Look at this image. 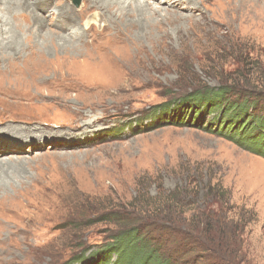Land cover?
Here are the masks:
<instances>
[{"label":"rangeland","instance_id":"1","mask_svg":"<svg viewBox=\"0 0 264 264\" xmlns=\"http://www.w3.org/2000/svg\"><path fill=\"white\" fill-rule=\"evenodd\" d=\"M35 1L15 11L18 20L4 19L17 35L13 50L0 17V150L17 151L0 153L7 161L0 164V264H95L112 229L87 227L86 208L128 204L140 193L160 200L189 181L227 191L220 196L230 219L245 224L237 264H264V159L149 116L199 86L264 94V0H180L181 8L128 0L123 13L111 7L106 17L93 6L81 10L83 0H56L48 15ZM65 5L75 14L63 16L81 23L61 35L97 19L75 43L79 50L60 48L61 36L54 47L33 35L37 18L52 35L62 18L54 13ZM6 7L0 0V16ZM202 187L197 207L210 202Z\"/></svg>","mask_w":264,"mask_h":264},{"label":"trees","instance_id":"2","mask_svg":"<svg viewBox=\"0 0 264 264\" xmlns=\"http://www.w3.org/2000/svg\"><path fill=\"white\" fill-rule=\"evenodd\" d=\"M161 121L219 135L264 159V94L225 85L199 86L152 109ZM203 184V183H202ZM204 185V184H203ZM201 185L200 187H202ZM198 183L163 191L160 200L145 193L128 204L86 208L87 227L104 225L106 246L94 252L95 264H237L242 262L244 226L233 223L219 186L207 183L210 202L197 207ZM226 198V199H225ZM214 205L218 207L216 210ZM189 212H193L189 216ZM91 218L93 221L91 222ZM85 228V227H84Z\"/></svg>","mask_w":264,"mask_h":264},{"label":"bare ground","instance_id":"3","mask_svg":"<svg viewBox=\"0 0 264 264\" xmlns=\"http://www.w3.org/2000/svg\"><path fill=\"white\" fill-rule=\"evenodd\" d=\"M36 1H38L39 3L38 4H35L36 5V11H40V12H42V14H46V15H48L49 13H51V7H50V5H52L53 3L55 4L56 3V0H52V2H51V0H36ZM35 1V2H36ZM59 1V0H58ZM62 0H60V2H61ZM65 1V0H64ZM87 1H90V0H86V2ZM127 1L128 0H92V3L94 4V5H90V4H87V3H85V0H83V5H82V7H81V10H83V8H85V9H88L89 7L90 8H96V10H99V11H101V12H103L102 13V15H104L105 17H106V13L107 12H110L109 11V9H111V7H113V8H119L120 9V12L121 13H123V11L125 10V8H126V6H128V5H130V4H132V2L134 1H132L131 3H129L128 5H126L127 4ZM168 1H169V3H168ZM71 2V1H70ZM165 2L166 3H168V6H175V8H177V7H182V3L180 2V0L179 1H177V0H165ZM5 3V2H4ZM13 3H15V6H11V4L12 5H14ZM37 3V2H36ZM146 3H148L147 1H146ZM33 4V3H32ZM133 4H136L135 6H140V3H139V1H137V0H135L134 1V3ZM4 6V5H3ZM48 6V7H47ZM93 6V7H92ZM28 8L29 7V2H28V0H7V7H6V9H5V14H3V13H1V14H3L2 16H0L1 17V19L3 18V24H4V27H5V30L6 31H10L11 33V38H10V41L11 42H9L8 44H7V47L9 48V49H11V50H13L14 48H15V46H18L17 45V35L14 33V32H12L11 31V29H8V25L6 24V18H7V16L8 15H11L12 17H13V19L14 20H18L19 19V15H18V13H16L15 11H25L24 10V8ZM49 8V9H48ZM143 8V7H142ZM54 9V8H53ZM118 9V10H119ZM63 10V9H62ZM1 11H3L2 9H1ZM66 12H69V14L71 13V12H73V14H75L74 12L75 11H73V9H72V7L71 6H67V5H65V9L62 11V12H55L54 14L56 15V14H58V15H62V18L60 17L59 18V20H57L56 21V23H58V25H56V24H54V28H55V30L53 31V30H51V31H49L52 35H44V33L41 31V30H43V28H44V26L46 25V23L45 22H43L42 20H40L39 18H37L36 20H35V25H37V26H39V28H41V29H36V30H34L33 32V35L34 36H36L35 38L36 39H39V40H42V41H51V44L50 45H53L54 47H55V43H54V40L56 39V38H61V37H64V38H67V41L65 42V41H62V43H60V45H59V47L60 48H64V49H68V48H71V50H79V48H81L80 46H77V47H75L76 45H75V43H77V42H81V41H78V39L79 38H81V36H83V35H86V37L89 35L90 36V31H91V29L93 28V26H96V18L95 17H93V16H91V17H89L88 18V20L86 19L84 22H83V24H81L82 26H83V31L81 30V32L77 29V31H76V33H74L73 35H70V36H65V35H61V33H63V32H65V31H68V30H70V28L72 27L71 25H74V30H75V27H77V26H75V25H77L78 24V26H79V24L81 23V22H78L77 23V19H75V17H73V14H72V16H70V20L69 19H67L66 18V16H63ZM133 12V11H132ZM34 13L36 14V15H34ZM32 14L35 16V17H37V16H39V14L40 13H36L35 11H33L32 12ZM95 14V13H94ZM128 14V13H127ZM15 15V16H14ZM57 15V16H58ZM56 16V17H57ZM134 16V15H133ZM12 17H11V19H12ZM78 17V16H77ZM123 17V16H122ZM43 18V17H42ZM126 18V17H125ZM128 18H129V16H128ZM0 19V21L2 22V20ZM5 19V20H4ZM12 19V20H13ZM57 19V18H56ZM133 19V18H132ZM13 20V21H14ZM32 20V19H31ZM114 20V19H113ZM131 20V19H130ZM9 21V20H8ZM7 21V23L9 24V22ZM11 21V20H10ZM66 22H67V24H69V26H67L66 27ZM124 22V21H123ZM133 22V21H132ZM45 23V24H44ZM62 23H64V26H63V24ZM137 24V23H136ZM13 25V24H12ZM115 25V24H114ZM3 26V25H2ZM104 26V25H103ZM139 26V25H138ZM9 27H11V28H13L12 26H9ZM36 27V26H35ZM64 27L66 28V30H63L64 29ZM81 27V26H80ZM102 27V26H101ZM145 27V26H144ZM69 28V29H68ZM107 27L106 26H104L103 27V29L105 30ZM140 28V27H139ZM147 28V27H146ZM68 29V30H67ZM80 29V28H79ZM100 29V28H99ZM133 29V28H132ZM1 30V29H0ZM3 30V29H2ZM73 31V30H72ZM10 36V35H9ZM56 38H55V37ZM61 36V37H60ZM88 36V37H89ZM86 37H85V39H86ZM82 39V38H81ZM62 40V39H61ZM39 42V41H38ZM38 42H33V45H34V47L35 48H40V47H42L43 45H41V46H39L38 45ZM72 44H74L73 46H72ZM31 46V45H30ZM6 47V48H7ZM58 47V48H59ZM44 48H48L47 47V45H44ZM34 48H32L31 50H33ZM72 53V52H71ZM26 131V130H25ZM25 142H23V143H21L20 142V144L23 146V144H24ZM24 145H26V144H24ZM9 148H12V147H9ZM3 149H5V148H3ZM8 150L9 149H5V150H0V153L1 154H4V153H6V152H8ZM9 152H17L16 150H13V149H10L9 150ZM18 161V160H17ZM16 161V162H17ZM7 161H0V164H4V163H6ZM11 162V161H10ZM16 164V163H15ZM17 165H19V164H17ZM21 165V164H20Z\"/></svg>","mask_w":264,"mask_h":264},{"label":"water","instance_id":"4","mask_svg":"<svg viewBox=\"0 0 264 264\" xmlns=\"http://www.w3.org/2000/svg\"><path fill=\"white\" fill-rule=\"evenodd\" d=\"M73 1L75 2L76 5L79 6L81 0H73Z\"/></svg>","mask_w":264,"mask_h":264}]
</instances>
